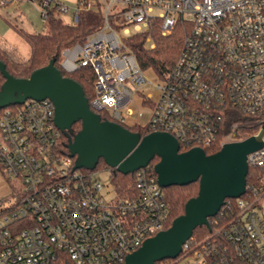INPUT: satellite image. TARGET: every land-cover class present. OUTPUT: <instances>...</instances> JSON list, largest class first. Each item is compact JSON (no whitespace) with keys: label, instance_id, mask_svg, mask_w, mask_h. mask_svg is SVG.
Returning <instances> with one entry per match:
<instances>
[{"label":"built area","instance_id":"built-area-1","mask_svg":"<svg viewBox=\"0 0 264 264\" xmlns=\"http://www.w3.org/2000/svg\"><path fill=\"white\" fill-rule=\"evenodd\" d=\"M16 1L35 5L44 23L54 9L77 24L82 10L79 0L73 9L62 0L0 5ZM97 1L104 25L65 48L61 63L68 73L94 69V112L108 113L125 128L141 126L135 121L143 112L132 104L148 82L126 39L157 25L163 36L184 28L185 37L172 72L157 86L158 100L141 96L151 112V133H169L180 150H205L245 140L234 134L219 141L225 108L260 124L253 136L263 146L248 155L258 181L246 185L225 227L194 247L187 241L182 252L194 264H264V0ZM147 41L155 47L151 37ZM63 134L49 99L0 109V171L11 185L9 197L0 200V264H124L165 230L169 207L149 165L136 171V195L115 192L108 199L100 171L77 169L76 157L61 152Z\"/></svg>","mask_w":264,"mask_h":264},{"label":"water","instance_id":"water-1","mask_svg":"<svg viewBox=\"0 0 264 264\" xmlns=\"http://www.w3.org/2000/svg\"><path fill=\"white\" fill-rule=\"evenodd\" d=\"M55 60L35 70L29 78L10 75L0 60L5 82L0 88V109L21 105L26 100L49 99L55 106V123L68 138L67 148L76 157L75 168L95 170L100 159L114 170L128 175L147 167L154 158V169L161 188L186 186L199 181V192L185 206V213L172 226L147 239L124 264H157L176 259L199 226H208L227 199L240 198L246 190L248 155L263 143L255 136L226 143L220 151L207 155L201 148L180 152L178 141L169 133L152 132L146 136L94 112L82 86L64 77ZM81 129L73 134V126ZM264 129V127H263Z\"/></svg>","mask_w":264,"mask_h":264},{"label":"trees","instance_id":"trees-1","mask_svg":"<svg viewBox=\"0 0 264 264\" xmlns=\"http://www.w3.org/2000/svg\"><path fill=\"white\" fill-rule=\"evenodd\" d=\"M91 2V5H89ZM79 5L82 6L80 11V19L77 24H67L62 16L54 9L48 13L44 30L42 32L28 33L24 30H19L20 36L29 45L31 53L30 57L23 59L17 50L7 44V51L0 45V60L4 63L8 73L15 78H29L30 75L37 69L47 66L51 60H55L54 65L59 69L64 77H69L79 83L85 93V96L91 102L95 97L94 85L97 79L96 72L90 66L82 67L79 70L68 73L62 66L63 50L72 47L77 43H82L90 34L100 29L104 25V12L102 4L97 0H79ZM113 22V20H112ZM111 23V21H110ZM153 37L155 48H150L146 41L148 35ZM185 37L184 28H176L172 35L162 36L157 25L150 28L148 33H137L126 39V44L136 55L141 69L146 72L154 71L162 79L167 78L172 72L176 60L181 52ZM5 82V77L0 71V88ZM220 120L219 141L224 140L228 136L236 135L237 140L247 139L260 128V124L256 119L242 114L241 112L225 108L222 110ZM103 120H110L108 113H99ZM132 132L140 133L146 136L151 133L148 127L131 126L126 127ZM81 129V122L73 126V134H77ZM63 143L61 144V152L68 156L67 148L68 138L63 134ZM221 150L220 144L215 145L210 149H205L207 155H212ZM189 149L182 148L180 152H186ZM156 157L149 164L152 174L157 178L155 165L159 162ZM102 169H110L103 159H100L96 171ZM111 182L114 190L119 198H128L137 194L136 188V172L124 175L117 170H111ZM258 169L249 166L247 175V185L256 183L259 179ZM199 181L186 186H171L163 188L166 201L169 207V220L165 226V230L172 226L173 221L185 213L186 203L198 195ZM236 199H227L220 212L208 219V226L197 227L192 237L188 240L192 247L205 242L217 230L225 227L229 221L238 213ZM230 205V207H229ZM182 252L176 259H166L157 264H179L182 260L189 258L183 256ZM60 264H73L70 259H65Z\"/></svg>","mask_w":264,"mask_h":264},{"label":"rangeland","instance_id":"rangeland-1","mask_svg":"<svg viewBox=\"0 0 264 264\" xmlns=\"http://www.w3.org/2000/svg\"><path fill=\"white\" fill-rule=\"evenodd\" d=\"M72 9L76 6L77 0H62ZM65 22H69V18H63ZM19 30H24L28 33L42 32L44 30V22L39 9L29 1H16L6 6H0V45L7 51V44L17 50L19 55L27 60L30 57V47L25 40L20 36ZM163 36V35H162ZM152 39L149 34L146 38ZM148 42V41H147ZM154 42V41H153ZM155 44V42H154ZM150 45V44H149ZM156 46V45H155ZM155 48V47H154ZM9 50V49H8ZM147 84L140 88V92L135 95L133 100V108L135 111H142L143 117L137 118V122L141 126L148 124L151 112L148 107L141 105V96L152 94L156 101L160 96V90L157 86L163 84L162 78L154 71L148 70L145 72ZM112 169L99 170L97 177L104 185V194L108 199L115 197L114 186L111 182ZM11 185L4 179L0 171V200L9 197ZM193 264L190 259H185L180 264Z\"/></svg>","mask_w":264,"mask_h":264},{"label":"crops","instance_id":"crops-1","mask_svg":"<svg viewBox=\"0 0 264 264\" xmlns=\"http://www.w3.org/2000/svg\"><path fill=\"white\" fill-rule=\"evenodd\" d=\"M1 1V0H0ZM1 6V5H0ZM193 263V262H192ZM180 264V263H179ZM188 264V263H187ZM194 264V263H193Z\"/></svg>","mask_w":264,"mask_h":264}]
</instances>
